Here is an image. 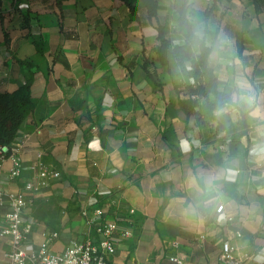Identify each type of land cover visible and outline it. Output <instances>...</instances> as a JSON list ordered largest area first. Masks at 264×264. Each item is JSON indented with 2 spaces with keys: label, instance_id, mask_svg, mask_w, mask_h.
Wrapping results in <instances>:
<instances>
[{
  "label": "crops",
  "instance_id": "0c3cea01",
  "mask_svg": "<svg viewBox=\"0 0 264 264\" xmlns=\"http://www.w3.org/2000/svg\"><path fill=\"white\" fill-rule=\"evenodd\" d=\"M191 1L220 89L239 105L218 114L228 125L246 114L249 133L237 142L202 140L151 52L157 23L132 20L121 0H0V92L29 84L34 104L8 147L2 184L23 191L39 162L60 173L27 191L29 252L54 232L53 252L93 235L82 211L102 208L120 227L110 264H175L173 255L219 264L227 242L228 264H264V9ZM170 5L159 0L160 21ZM9 251L0 236V264Z\"/></svg>",
  "mask_w": 264,
  "mask_h": 264
},
{
  "label": "trees",
  "instance_id": "16d2710c",
  "mask_svg": "<svg viewBox=\"0 0 264 264\" xmlns=\"http://www.w3.org/2000/svg\"><path fill=\"white\" fill-rule=\"evenodd\" d=\"M131 11V19L143 24L157 22L158 43L154 47L157 61L170 75L179 94V104L188 117L196 119L204 142H237L248 135L249 126L245 113L239 112L237 122L226 124L218 112L222 109L238 108L233 94L220 89L215 66L211 60L213 48L207 38L200 36L192 20L191 0H171L170 14L175 19L176 28L170 35L167 25L159 22V0H121ZM252 1L258 12L264 9V0ZM150 60H145L143 68L149 70ZM30 85H24L15 92H0V148L9 147L17 138L20 127L32 113Z\"/></svg>",
  "mask_w": 264,
  "mask_h": 264
},
{
  "label": "built area",
  "instance_id": "2783aa9c",
  "mask_svg": "<svg viewBox=\"0 0 264 264\" xmlns=\"http://www.w3.org/2000/svg\"><path fill=\"white\" fill-rule=\"evenodd\" d=\"M8 153L7 146L0 148V209L7 208L6 224L0 228V236L9 240V264H110L111 257L117 251L120 227L117 221L106 218L102 208L95 209L93 213L88 209L82 211V216L94 229V234L72 242L64 251L53 252L50 247L59 237L58 232L48 235L38 250L29 252L26 249V241L32 229L24 220V211L29 205L27 191L34 192L48 186L50 179L59 177L60 173L39 162L33 166V169L38 168L36 178L28 181L23 191L8 190L2 184V162L8 157ZM13 162L10 175L17 177L21 173L22 162L17 155L13 156ZM223 211L224 206H220L218 212ZM170 260L175 264H183V260L178 256L173 255ZM234 260V248L227 242L219 264H228Z\"/></svg>",
  "mask_w": 264,
  "mask_h": 264
},
{
  "label": "rangeland",
  "instance_id": "374dc122",
  "mask_svg": "<svg viewBox=\"0 0 264 264\" xmlns=\"http://www.w3.org/2000/svg\"><path fill=\"white\" fill-rule=\"evenodd\" d=\"M170 2H171V0H170ZM134 4L138 5L139 4V0H136ZM170 8H171V5H170L167 13L164 16H162V21L159 20V22L167 25V27L169 28V31H170V35H172V31L176 28L177 24L175 22V19H173V17L170 14ZM192 20H193V16H192ZM154 49L155 48L153 47L151 49V52H154Z\"/></svg>",
  "mask_w": 264,
  "mask_h": 264
}]
</instances>
